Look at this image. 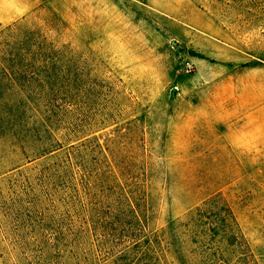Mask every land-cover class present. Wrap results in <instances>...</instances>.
<instances>
[{
    "label": "rangeland",
    "instance_id": "1",
    "mask_svg": "<svg viewBox=\"0 0 264 264\" xmlns=\"http://www.w3.org/2000/svg\"><path fill=\"white\" fill-rule=\"evenodd\" d=\"M49 108L98 127L89 137L104 185L152 193L147 227L167 264H190L178 222L204 200L229 214L183 222L204 234L194 248L264 264V0H41L1 29L0 264H50L32 229L19 247L18 224L3 218L28 191L54 231L39 178L54 144Z\"/></svg>",
    "mask_w": 264,
    "mask_h": 264
},
{
    "label": "trees",
    "instance_id": "2",
    "mask_svg": "<svg viewBox=\"0 0 264 264\" xmlns=\"http://www.w3.org/2000/svg\"><path fill=\"white\" fill-rule=\"evenodd\" d=\"M43 116L54 144L49 152L51 163L42 168L39 178L41 190L53 201L54 231L51 228L53 232L49 233L44 223V207L38 206L36 194L28 203V191L21 190L14 195L15 199L21 197L16 202L15 213L3 215V218L13 217V226L18 224L13 233L19 247L31 241L41 260L48 247L52 251L50 264H167L159 233L147 227L155 210L150 203L152 193L115 183L104 185L98 178L95 160L99 147L96 139L89 137L98 127L84 123L67 109L49 108ZM117 118L111 122L116 124ZM105 171L114 177L109 165ZM204 201L193 208L187 207L178 222L182 235L192 245L190 264H229L219 249L197 251L199 241L194 238L198 234L189 232L182 224L215 212L222 216L229 214L225 206ZM32 215L40 216V221L36 222L38 218L32 219ZM33 221L36 223L32 227ZM27 226L33 230L32 239L20 233ZM40 230L41 234L36 235ZM203 235L200 232L198 236ZM243 255L240 260L251 264L252 255Z\"/></svg>",
    "mask_w": 264,
    "mask_h": 264
},
{
    "label": "crops",
    "instance_id": "3",
    "mask_svg": "<svg viewBox=\"0 0 264 264\" xmlns=\"http://www.w3.org/2000/svg\"><path fill=\"white\" fill-rule=\"evenodd\" d=\"M40 4L41 0H0V30L21 20ZM239 99L244 100L241 96Z\"/></svg>",
    "mask_w": 264,
    "mask_h": 264
},
{
    "label": "built area",
    "instance_id": "4",
    "mask_svg": "<svg viewBox=\"0 0 264 264\" xmlns=\"http://www.w3.org/2000/svg\"><path fill=\"white\" fill-rule=\"evenodd\" d=\"M183 68L186 72H191L193 69V65L190 62L184 63Z\"/></svg>",
    "mask_w": 264,
    "mask_h": 264
}]
</instances>
